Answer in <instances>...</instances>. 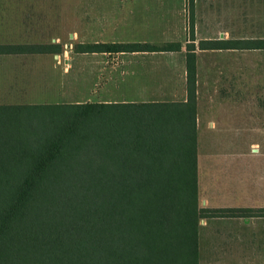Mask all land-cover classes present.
Segmentation results:
<instances>
[{"label": "trees", "instance_id": "trees-1", "mask_svg": "<svg viewBox=\"0 0 264 264\" xmlns=\"http://www.w3.org/2000/svg\"><path fill=\"white\" fill-rule=\"evenodd\" d=\"M188 7L185 101L0 105V264H199L201 219L264 217V208L198 205L193 0ZM198 48L264 49V39ZM179 49L84 43L74 52ZM45 53L59 48L0 46Z\"/></svg>", "mask_w": 264, "mask_h": 264}, {"label": "crops", "instance_id": "crops-1", "mask_svg": "<svg viewBox=\"0 0 264 264\" xmlns=\"http://www.w3.org/2000/svg\"><path fill=\"white\" fill-rule=\"evenodd\" d=\"M196 2L197 0H193L191 16L196 70L197 184L198 197L204 205L200 208H264L252 201L244 186L240 138L243 128L241 106L237 105L235 95H230L227 90L222 93L214 84L220 80L222 69L227 65L225 56L236 49L198 48V43L202 40L232 39L196 36L198 24L194 18L203 14L211 16V12L194 11ZM188 9V0H126V11L122 13L126 16V39L93 42L154 45L178 43V51L75 52V57L66 59L56 55L61 51L58 44H48L59 48V53H51L55 55L52 58L29 57L35 54H0V105L34 104L31 99L36 97L61 99L58 102L61 104L185 101L186 45L189 43L190 17ZM28 13L30 12L13 10L8 14L0 12V17H20L24 14L27 16ZM69 80L95 83V88L92 87L84 94L82 85L80 88L76 87L74 95L68 99ZM5 82H10V86L3 85ZM107 83H124L126 98L115 100L110 90L117 88H109ZM199 131L205 133L199 135ZM252 189L253 187L251 191ZM258 219L259 217L204 218L199 222L198 237H259Z\"/></svg>", "mask_w": 264, "mask_h": 264}, {"label": "rangeland", "instance_id": "rangeland-1", "mask_svg": "<svg viewBox=\"0 0 264 264\" xmlns=\"http://www.w3.org/2000/svg\"><path fill=\"white\" fill-rule=\"evenodd\" d=\"M13 10L30 13L0 17V45L58 44L61 51L56 55L69 59L75 57L78 43L126 39V16L122 14L126 0H0V12L8 14ZM194 11L211 12V16L194 18L198 38L264 39V0H197ZM53 56L50 53L29 57ZM225 60L223 74L214 84L217 90L235 95L241 106L244 186L252 201L264 207V49L232 50ZM3 85L10 86V82ZM81 85L85 94L95 83L69 80L68 99ZM124 85L107 83V87L117 88L110 90L115 100L126 98ZM31 100L34 104H61L57 98ZM204 133L199 131V135ZM201 157L202 154V161ZM198 205L204 206L199 197ZM257 227L259 237H199V264H264V217H259Z\"/></svg>", "mask_w": 264, "mask_h": 264}]
</instances>
